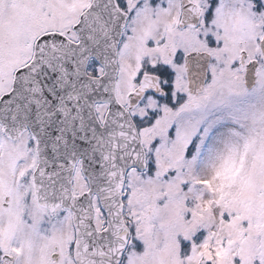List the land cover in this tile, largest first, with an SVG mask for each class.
Here are the masks:
<instances>
[{
  "label": "snow or ice",
  "instance_id": "snow-or-ice-1",
  "mask_svg": "<svg viewBox=\"0 0 264 264\" xmlns=\"http://www.w3.org/2000/svg\"><path fill=\"white\" fill-rule=\"evenodd\" d=\"M0 264H264V0H0Z\"/></svg>",
  "mask_w": 264,
  "mask_h": 264
}]
</instances>
